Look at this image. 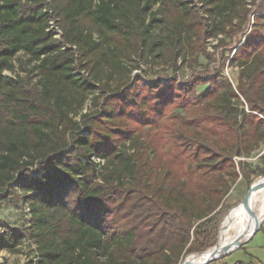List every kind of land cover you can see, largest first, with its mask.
Instances as JSON below:
<instances>
[{
    "label": "trees",
    "instance_id": "obj_1",
    "mask_svg": "<svg viewBox=\"0 0 264 264\" xmlns=\"http://www.w3.org/2000/svg\"><path fill=\"white\" fill-rule=\"evenodd\" d=\"M251 1L0 0V202L27 212L19 227L0 218V249L32 242L36 260L21 264H180L212 247L205 224L229 187L223 171L234 181L231 159L264 142V3L223 92L206 88L192 104L218 74L143 83L127 64L171 62L201 38L231 35ZM175 100L183 114L169 109ZM167 136L165 160L155 150Z\"/></svg>",
    "mask_w": 264,
    "mask_h": 264
},
{
    "label": "rangeland",
    "instance_id": "obj_2",
    "mask_svg": "<svg viewBox=\"0 0 264 264\" xmlns=\"http://www.w3.org/2000/svg\"><path fill=\"white\" fill-rule=\"evenodd\" d=\"M260 1L264 0H255L251 1L248 7L250 11L247 13V19L242 24L240 30H236L231 33V35H218L217 37L211 38H201L198 43H194L186 52L184 56H179L178 59L170 61H161L156 60L154 62L150 61L148 57L143 59H136L135 61L128 63L127 66L131 68L130 76L135 77L139 75L142 78L143 83H152V82H165L168 83L170 80H176L177 85L182 86L186 85L193 79H200L204 81L206 79L215 76L218 74V80L212 81L210 83L200 84L196 87L194 91L196 98L191 97L189 101L192 104H196L198 95L201 94L206 88L213 89L215 85L222 84L221 81L227 79L231 85L234 87L237 84L238 79V67L235 65L229 64L230 56H232L239 46L240 41H242L248 33L250 27L249 18L250 14L253 11H256ZM194 4L200 5L196 2ZM202 15V13H201ZM182 54V53H181ZM135 66H137L135 68ZM82 73V72H81ZM86 75V73H83ZM224 87L220 85L219 91L223 92ZM93 94H90L84 102L82 112H86L90 109L91 100ZM178 101H174L172 104H169V109L178 111L181 114L185 111L184 106L176 107L175 104ZM233 102V101H232ZM238 107L241 108L242 104H238ZM244 108H246L244 104ZM170 114L167 113L163 120L160 122V125H163L166 119ZM78 117H75V120H78ZM79 125L82 126V122L79 121ZM178 125V123H176ZM142 131L144 134L147 131L146 127H143ZM156 131H159L156 129ZM169 134V133H168ZM166 140V141H164ZM128 145V144H126ZM175 144L167 136L166 139L160 141L159 146L156 148V154H163L164 159H169L174 153ZM196 147L195 144H191L190 148L194 150ZM124 152H127V148L123 147ZM183 153L182 151H179ZM179 153V155L185 158L186 153ZM264 142H262L256 149H254L250 155L237 157L234 156L231 161L235 166L237 171V178L232 181L231 177L226 171H223L224 179L227 181L228 188L224 197L222 199L221 207L218 209V212L214 217L205 224V228L208 230H215L219 238V226L223 219L224 213L238 203L246 195L249 186L258 178L264 176ZM239 160L243 161L242 168L237 164ZM162 166H158V172L162 173ZM171 170L177 171L176 168L169 165L164 166L163 171ZM263 194L260 192L259 195ZM26 207L23 202H19L17 205H12L9 202V199H5L3 202H0V218L2 221L6 222L9 226L19 227L26 222ZM216 240L218 241L217 237ZM194 254L188 253L186 256ZM36 251L35 245L27 239H24L19 244L18 248L14 251H8L6 249H0V264H21L27 260H36ZM184 257V258H185ZM183 258V260H184ZM264 264V249L255 244L254 240H248L240 248H237L230 253H228L224 258H218L210 264Z\"/></svg>",
    "mask_w": 264,
    "mask_h": 264
},
{
    "label": "bare ground",
    "instance_id": "obj_3",
    "mask_svg": "<svg viewBox=\"0 0 264 264\" xmlns=\"http://www.w3.org/2000/svg\"><path fill=\"white\" fill-rule=\"evenodd\" d=\"M264 181V176L255 180L252 187L259 186ZM247 201L240 200L227 209L219 226V238L216 242L218 249L239 241L246 240L253 232L257 224H261L264 217V187L247 191ZM260 192L263 194L259 195ZM230 247V249H232ZM212 253V249L203 253H194L186 256L182 264H198Z\"/></svg>",
    "mask_w": 264,
    "mask_h": 264
},
{
    "label": "water",
    "instance_id": "obj_4",
    "mask_svg": "<svg viewBox=\"0 0 264 264\" xmlns=\"http://www.w3.org/2000/svg\"><path fill=\"white\" fill-rule=\"evenodd\" d=\"M261 187H264V181L261 183V184H259V186H256V187H252V185H250L249 186V188H248V191L251 189V188H255V189H257V188H261ZM248 193V192H247ZM247 193H246V195L242 198V201L243 202H246L247 201ZM264 220V217L262 218V221ZM259 226H260V224H257V226L255 227V229L253 230V232H252V234L246 239V240H244V241H239V242H237V243H233V244H229V245H227V246H225L223 249H218L217 248V244L215 243L212 247H210V248H208L207 250H209V249H212V253H211V255L209 256V258H207L206 260H204V261H202V262H200V263H198V264H208V263H210V262H212V261H214V260H216V259H218V258H221V257H224V256H226L228 253H230L231 251H233V250H235V249H237V248H239L240 246H242L244 243H246L251 237H252V235L259 229ZM216 242H217V240H216ZM233 246V248L232 249H230V247H232ZM206 251V250H205ZM205 251H202V252H197V253H203V252H205ZM182 262H183V260H182ZM182 262L180 263V264H182Z\"/></svg>",
    "mask_w": 264,
    "mask_h": 264
},
{
    "label": "built area",
    "instance_id": "obj_5",
    "mask_svg": "<svg viewBox=\"0 0 264 264\" xmlns=\"http://www.w3.org/2000/svg\"><path fill=\"white\" fill-rule=\"evenodd\" d=\"M263 3H264V1H263ZM248 5H250V3ZM255 14L256 13L254 11L250 14V18H249L250 27L248 29V32L250 31V28H251V26L253 24V18H254ZM48 29L53 34L54 38H56L58 40L60 39L61 31H60L59 27L57 26V24L55 23V21L53 19L49 20Z\"/></svg>",
    "mask_w": 264,
    "mask_h": 264
},
{
    "label": "crops",
    "instance_id": "obj_6",
    "mask_svg": "<svg viewBox=\"0 0 264 264\" xmlns=\"http://www.w3.org/2000/svg\"><path fill=\"white\" fill-rule=\"evenodd\" d=\"M254 240L255 244H258L264 249V220L261 222L259 229L252 235L249 240Z\"/></svg>",
    "mask_w": 264,
    "mask_h": 264
}]
</instances>
